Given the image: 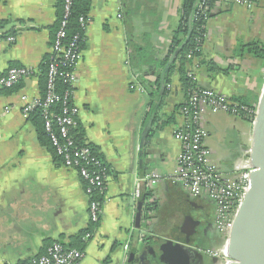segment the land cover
Instances as JSON below:
<instances>
[{
  "label": "crops",
  "instance_id": "0c3cea01",
  "mask_svg": "<svg viewBox=\"0 0 264 264\" xmlns=\"http://www.w3.org/2000/svg\"><path fill=\"white\" fill-rule=\"evenodd\" d=\"M88 1L73 102L83 142L93 146L108 167L95 225L77 170L54 160L33 123L22 116L23 106L40 96V66L54 38L50 28L57 19L56 0H0V21H8L0 37V76L12 66L32 70L12 91L0 86V264H28L54 241L77 244L75 248L84 251L80 264H127L128 253L140 245L142 230L134 225L135 181L149 173L178 170L181 144L175 132L183 125L179 108L186 96L179 72H172L161 94L149 89L155 90L157 80L160 84L161 71L174 56L169 48L184 0ZM209 15L199 55L186 62L185 71L193 74L197 86L254 106L263 90L264 62L245 46L264 43V0L249 5L216 2ZM9 35H14L13 42L6 40ZM238 45L239 55L234 54ZM243 121L203 108L201 125L212 164L228 162L222 167L227 169L240 158L249 145ZM147 190L151 196L146 200L156 211L155 232L181 239L180 217H166L159 208L170 201L178 211H186V191L170 180L149 186L142 182V193ZM193 264L217 262L203 256Z\"/></svg>",
  "mask_w": 264,
  "mask_h": 264
},
{
  "label": "built area",
  "instance_id": "2783aa9c",
  "mask_svg": "<svg viewBox=\"0 0 264 264\" xmlns=\"http://www.w3.org/2000/svg\"><path fill=\"white\" fill-rule=\"evenodd\" d=\"M255 1L257 0H197L194 19L201 23L205 30L212 4L231 2L249 5ZM70 6L71 0H63L62 19L45 62V93L42 97L39 96L27 102L22 108V116L28 118L33 108H40L43 128L51 146L61 157L62 164L65 167L76 169L85 183L88 215L90 223L95 225L101 214L102 202L98 197L104 194L108 167L94 157L86 146H76L70 134V130L77 123L78 114V108L73 102L77 79L76 66L82 55V46L78 41L84 42L87 23L85 15L79 16L78 23L81 33L65 42V26ZM205 37L206 31L201 33L196 46L187 52V59L193 58L196 52L200 51ZM14 39V35L6 37L8 42H13ZM31 73L32 70L24 67H10L0 76V86L11 88L18 80ZM188 76L195 83L191 72H188ZM58 81L64 85L63 90H58ZM131 86L142 93L145 92L143 86L137 84ZM56 104L60 105V112L55 114L52 109ZM204 107L212 113L224 112L247 121L253 119L256 114L254 106L249 108L224 93L199 87L195 83L194 87L187 91L179 108L183 116V125L175 132V137L181 144L177 172L170 175L154 172L140 177L135 181L131 200L135 202L142 194V182L149 186L163 180H170L181 185L191 197L205 195L214 202L215 225L222 234V241L216 249L201 251L216 257L218 264H227L230 260L226 251L229 232L236 210L248 189L249 175L253 169L247 155L249 145L243 149L240 158L231 168L224 169L210 162L211 150L204 142L207 132L201 125V112ZM89 235L90 233H86L85 236ZM123 249L127 251L128 244H125ZM83 257V250L54 241L45 248L44 253L31 258L28 264H80Z\"/></svg>",
  "mask_w": 264,
  "mask_h": 264
},
{
  "label": "water",
  "instance_id": "95a60500",
  "mask_svg": "<svg viewBox=\"0 0 264 264\" xmlns=\"http://www.w3.org/2000/svg\"><path fill=\"white\" fill-rule=\"evenodd\" d=\"M188 38L189 32L178 49L182 48ZM173 57L161 71L160 94L164 89V74ZM151 118L146 128L150 125ZM146 134L144 130L141 146ZM248 150V160L253 170L249 175L248 189L236 210L229 232L226 251L230 260L227 264H264V85L257 101ZM139 156H142L141 152ZM183 199L190 201V195H184ZM133 204L135 228L142 230L139 232L140 245L128 253V264H193L200 262L203 256L216 260L218 264L216 257L207 255L191 244L190 236L194 233V227L190 231L184 229L183 225L180 226V231L186 233L181 238L183 240L160 235L154 230L155 209L152 201L146 200L142 193Z\"/></svg>",
  "mask_w": 264,
  "mask_h": 264
},
{
  "label": "trees",
  "instance_id": "16d2710c",
  "mask_svg": "<svg viewBox=\"0 0 264 264\" xmlns=\"http://www.w3.org/2000/svg\"><path fill=\"white\" fill-rule=\"evenodd\" d=\"M196 1L197 0H184L181 13H180V21L178 24V27L174 30L172 37H171V45L169 48V51L171 54L174 55V61L169 64L167 71L164 74L163 77V83L170 77L172 72L177 71L180 74V80L183 86V89L185 91V95L188 90H190L192 87H194L195 83L191 80V78L188 76V73L185 71L184 65L186 62H188L189 59L186 58L187 52L196 46L198 39L201 36V33L204 32V28L202 27V24L197 22L194 19V14L196 11ZM89 1L88 0H71V6H70V13L67 16V24L65 26V38L64 41L71 40L76 34L81 33L78 18L81 15H85V13L89 9ZM56 9H57V19L50 28L51 30V36H55L56 30L59 28L60 21L62 19L63 15V0H56ZM8 23L6 20L0 21V37L3 35L2 29L5 27V25ZM7 31H5L6 33ZM189 32V38L187 42L182 46L181 49H178L180 44L185 39L186 35ZM80 46H83V42H79ZM248 51H250L252 54H254L256 57H258L260 60L264 62V43L261 42H253L250 44H247L245 46ZM241 48L239 45L237 46L234 54H240ZM196 55H199V52H196ZM133 62L134 57H133ZM16 67V66H12ZM41 74H40V96L42 97L45 93V73H46V64H42L40 66ZM143 77V76H142ZM149 87H151V84H147ZM155 90L152 88L149 89L150 93L154 94L157 91H159L160 84L157 80L155 84ZM57 88L58 90H63L65 87L63 84H61L59 81L57 82ZM13 87L11 88H3L5 92L12 91ZM236 101L246 105L249 108H252L253 105L251 103H248L245 101V99L236 98ZM181 106V104H180ZM53 113H59L60 112V105L56 104L53 109ZM28 119L33 123V125L36 128L37 137L41 144L45 145L50 153L52 154V157L54 160H60L61 157L56 154L53 147L50 144V141L48 137L45 134L44 128H43V119L40 113V108H33L29 114ZM244 119V118H242ZM245 120V119H244ZM70 134L74 140V144L76 146H86L92 155L96 157L99 161H101L103 164L104 161L99 153L95 150L93 146L90 144H85L83 142V132L81 128L78 126V120L76 125L70 130ZM144 197L148 198L151 196V191L147 190L146 192H143ZM98 199L100 202H103V195L99 196ZM71 247H78L77 244L71 245ZM79 248V247H78ZM128 264V263H127Z\"/></svg>",
  "mask_w": 264,
  "mask_h": 264
},
{
  "label": "flooded vegetation",
  "instance_id": "af4514ba",
  "mask_svg": "<svg viewBox=\"0 0 264 264\" xmlns=\"http://www.w3.org/2000/svg\"><path fill=\"white\" fill-rule=\"evenodd\" d=\"M230 163L219 162L221 167H227ZM186 214L191 218V226L194 227V233L190 236L191 244L198 250L216 249L222 241V234L216 228L214 217V202L202 195L200 197H191L186 204ZM178 237L184 238L180 233Z\"/></svg>",
  "mask_w": 264,
  "mask_h": 264
},
{
  "label": "rangeland",
  "instance_id": "374dc122",
  "mask_svg": "<svg viewBox=\"0 0 264 264\" xmlns=\"http://www.w3.org/2000/svg\"><path fill=\"white\" fill-rule=\"evenodd\" d=\"M254 108H255V112L257 110V103L254 105ZM256 115V114H255ZM253 119L251 120H246V121H243L245 126L248 128V136L247 138L250 140V137H251V131H252V123H253ZM223 122V121H222ZM177 210L176 214H175V211ZM159 212H161L162 214H164L166 217H169V216H174V217H177V219L179 220V217L181 219V225H183L184 229H189L190 231H192V226H191V221L189 220L187 214H186V211H178L177 209V206L175 207V205L172 203V202H168V204H165L164 206H162L161 208H159ZM155 213V216H156V211L154 212ZM155 218H154V221H153V225H155ZM163 220V219H162ZM159 225V222L157 223ZM163 228V226H162ZM187 232V231H186ZM180 233H183L185 236H186V233L185 232H180ZM184 236V237H185Z\"/></svg>",
  "mask_w": 264,
  "mask_h": 264
}]
</instances>
